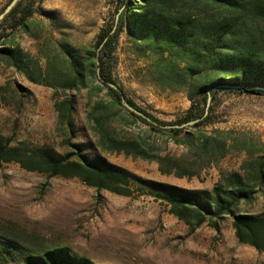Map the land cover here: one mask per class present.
Returning a JSON list of instances; mask_svg holds the SVG:
<instances>
[{
  "label": "rangeland",
  "instance_id": "1",
  "mask_svg": "<svg viewBox=\"0 0 264 264\" xmlns=\"http://www.w3.org/2000/svg\"><path fill=\"white\" fill-rule=\"evenodd\" d=\"M9 0H0V13ZM116 0H43L28 19V30H0V50L19 53L25 73L11 66L0 52V137L10 146L46 148L62 154L71 144L95 146L88 121L96 102L108 105L107 90L85 71L80 93H58L56 85L69 63L61 47L93 49L101 29L113 16ZM199 6L194 17H204ZM5 43V44H4ZM139 46V45H138ZM114 75L125 97L137 108L165 123L183 117L189 107L170 69L155 55L137 47L122 33L115 51ZM32 77V78H30ZM59 100L73 96L76 138H69L55 111ZM213 130L247 134L264 142V98L255 94H221L217 99ZM102 126L118 141L142 143L151 156L168 157L189 166L185 149L172 144L165 131L152 132L126 111H107ZM110 164L143 179L191 191H210L219 172L237 170L240 159L228 156L194 177H178L176 170L162 174L154 161L101 152ZM166 163H163L165 168ZM175 169V168H173ZM264 214V199L246 209ZM0 236L26 250L65 246L94 264H264V253L237 243L232 222L225 218L219 233L208 226L194 232L167 214L166 207L150 196L135 192L122 197L95 191L78 179L30 173L15 164L0 167Z\"/></svg>",
  "mask_w": 264,
  "mask_h": 264
},
{
  "label": "trees",
  "instance_id": "2",
  "mask_svg": "<svg viewBox=\"0 0 264 264\" xmlns=\"http://www.w3.org/2000/svg\"><path fill=\"white\" fill-rule=\"evenodd\" d=\"M42 1L20 0L2 20L0 30L11 23V28L27 31L28 19ZM198 6L204 11L202 18L194 17L193 9ZM122 33L169 67V74L176 78L174 82H178V89L189 101L182 118L173 123L162 122L125 97L114 75L115 51ZM61 50L69 63L67 74L60 75L56 85L46 82L43 86L51 88L54 95L78 94L86 71L99 84L96 91L105 89L109 94L108 105L96 102L88 118L95 132V146L71 144L68 140L67 151L59 154L46 148L10 146L0 137V167L15 164L30 173L75 178L93 189L96 196L108 192L131 197L139 191L163 204L167 214L190 232L205 225L219 233L220 223L229 218L237 243L264 253V214L246 211L257 198L264 199V142L254 141L247 134L201 131L217 123L213 116L219 95L247 93L264 98L263 92L255 90L264 89V0H116L113 16L101 29L93 49L84 50L82 55L66 46ZM0 52L11 66L26 72L19 53L4 48ZM121 98L143 117L126 111ZM74 105L73 96L62 100L56 96L55 111L69 138H76ZM107 111H126L154 134L165 131L172 144L185 149L189 166L168 157L151 156L152 149L146 150L142 143L114 139L102 126ZM189 122L196 123L187 126ZM101 152L154 161L162 174L176 170L180 178L198 176L200 171L216 166L228 156L240 161L237 170L220 171L210 191H191L140 179L107 162ZM0 264L94 263L65 246L26 250L16 241L0 236Z\"/></svg>",
  "mask_w": 264,
  "mask_h": 264
},
{
  "label": "water",
  "instance_id": "3",
  "mask_svg": "<svg viewBox=\"0 0 264 264\" xmlns=\"http://www.w3.org/2000/svg\"><path fill=\"white\" fill-rule=\"evenodd\" d=\"M19 2H20V0H11V1L9 2V4L5 6L4 10L0 13V23H1L2 20H3V19H4V18H5V17H6L11 11H12V9H13V8H14ZM97 74H98V69H97ZM101 82H102V81H101ZM107 86H108L109 88L113 89V90H117V87L114 86V85L107 84ZM255 90L264 93V89H255ZM209 100H210V99H208V102H209ZM120 103H121L122 107H123L126 111H128V112H130V113H132V114H134V115H137V116L143 117L141 113L137 112L135 109H133L132 107H130V106L126 103V101H125L123 98H121ZM207 106H208V103H207ZM194 123H196V122H189V123H187L186 125H187V126H192Z\"/></svg>",
  "mask_w": 264,
  "mask_h": 264
}]
</instances>
